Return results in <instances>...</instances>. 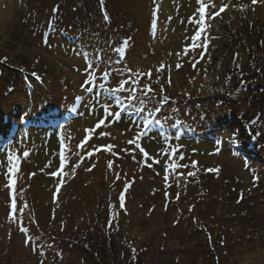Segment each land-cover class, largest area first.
Instances as JSON below:
<instances>
[{"label":"rangeland","instance_id":"374dc122","mask_svg":"<svg viewBox=\"0 0 264 264\" xmlns=\"http://www.w3.org/2000/svg\"><path fill=\"white\" fill-rule=\"evenodd\" d=\"M95 1L107 3L105 23ZM76 2L0 0V138L9 139L0 149V264H264V158L259 164L249 157L251 173L232 142L264 145V136L252 142L232 125L234 112L242 113L249 137L264 131V2L205 0L206 50H191L197 0ZM84 4L86 16L79 17ZM70 15L87 28L64 27ZM137 72L155 97L144 115L162 121L173 137L165 141L153 128L139 149L129 143L138 128L123 110L128 93L116 94L123 101L117 105L110 91ZM89 78L91 92L81 87ZM136 95L138 105L142 93ZM162 95L169 99L161 106ZM104 105L121 111V119L97 128ZM61 138L64 176L56 177ZM168 144L176 148L172 155L164 154ZM8 155L16 164L12 188ZM173 158L176 168L166 171ZM230 172L238 177L237 194L213 202L212 193L225 195ZM205 186L209 203L201 200ZM103 236L119 246L115 257L83 252Z\"/></svg>","mask_w":264,"mask_h":264},{"label":"snow or ice","instance_id":"6c2138e0","mask_svg":"<svg viewBox=\"0 0 264 264\" xmlns=\"http://www.w3.org/2000/svg\"><path fill=\"white\" fill-rule=\"evenodd\" d=\"M261 2H264V0H261ZM198 3V9H197V13H198V18L195 19L193 22L196 23L198 25V30L194 33V35L191 37V50H195L198 46L203 47L205 50L207 49V39L202 40V34L205 32V24H206V20H205V16H206V8L209 7V5H207L205 3V0H197ZM257 3V0H252V4L255 5ZM224 9L221 8L220 11H223ZM209 17H213L215 15H219V13H208ZM190 49L186 46L184 49L185 54L188 53ZM204 53H201V58H203ZM198 63V61H197ZM238 66V65H237ZM161 66V70H162ZM177 67L179 68L180 65H177ZM193 67H195V65H193ZM107 75V73H105V76ZM145 75H148L149 78L151 77V73H147ZM141 77V73L137 72L135 74H129V78L128 79H124L121 80L119 83V86L116 88H112L110 89V91L113 93V96L115 97V102L117 103V105L123 103V101L121 100V98L116 95L120 92H127L128 96L126 97L128 104L126 105V107L123 109L124 111H126L128 113V119L132 121L133 124L137 125V133L136 136L133 138L132 141H129V143L135 144L136 148H141V145L139 143V141L141 139H143L145 136H148L149 133L153 130V128H157L158 130H160V134L162 136V138L165 141H170L173 137L171 136V134H165L164 131L162 130V121H160L159 119H150L149 116H151V113H149L147 116L144 115L145 112V105L151 101L152 99H154V96H149V93L152 92V89L148 86V85H144L143 87L140 86L139 80ZM94 83V80L92 78H89L88 80H86L82 85V89H84L85 91H89L91 92L93 89L91 88V85ZM125 85H128L129 87H125ZM101 87H104L103 84L100 85ZM106 91H108L109 89H105ZM137 92H141L142 96L138 99V105L134 104L133 101L137 100ZM161 92H163V87H161ZM145 97H147V99H145ZM99 97H97L98 99ZM168 97L167 96H161L159 99V104L162 106L165 103H167L168 101ZM110 105H104V118L100 119L98 121V123L96 124V127L99 128L100 126L104 125L105 122L107 120H109V118H111V121H119L121 119V111H116V112H111L110 110ZM94 109L90 108V112L93 111ZM156 111L159 112L160 108L157 107ZM87 132H91L92 130H86ZM176 139H179V134H177V136L175 137ZM86 141H87V137L84 141L81 142V144L78 146V148L80 150L85 149L86 146ZM110 147V146H109ZM178 147V146H177ZM167 149L165 151V155H172L175 151L176 148H173V146L171 144L167 145ZM95 150V148L93 149ZM142 150V149H141ZM25 156L28 155L27 152L24 153ZM90 155V153H89ZM146 155V154H145ZM183 154L181 153L179 159H183ZM15 159V157L13 155H8L7 157V161H8V165L9 167L7 168V172L6 175H8L10 177V179H8L7 181V186L9 188H12L13 186L16 185V164L13 162ZM59 159H60V170L52 173L53 176L56 177H63L64 176V161H65V152H64V144H63V139L61 138L60 141V152H59ZM81 159H83V157H81ZM157 163H159V161H156ZM95 165H93L94 167ZM176 162H175V158H173L172 160L168 161L167 163H165L164 167L165 170L168 171L170 169H174L176 168ZM112 165L111 163L109 164V168H111ZM183 167H189L188 165H183ZM191 167H195V162L193 161ZM88 171H91V169H87ZM208 171H212L211 169ZM218 171V170H217ZM189 176L193 175L192 171L188 172ZM168 179V176H165V180ZM63 185V180L61 179L60 184H58L57 187V191H59V187H61ZM179 194H177V198H178ZM166 198H167V194H166ZM120 201L123 202L125 197L124 195H121L119 197ZM26 207V206H25ZM11 208L13 211L16 210L17 205L15 200L12 201V205ZM22 211V209H21ZM191 211V209H190ZM23 232L27 233L28 229L23 228L22 229ZM209 239H211V237H209ZM221 243H223V241H221ZM41 264H43V261H41Z\"/></svg>","mask_w":264,"mask_h":264},{"label":"trees","instance_id":"16d2710c","mask_svg":"<svg viewBox=\"0 0 264 264\" xmlns=\"http://www.w3.org/2000/svg\"><path fill=\"white\" fill-rule=\"evenodd\" d=\"M240 42V41H239ZM253 47V46H252ZM250 56V55H249ZM236 93H238V92H232V95H237ZM229 107V106H228ZM234 106H232V108H233ZM235 109L236 110H238L236 107H235ZM234 112V111H233ZM234 114L236 115V117L235 118H233V120H232V125L233 126H237V127H240V132H243V134H244V136L246 137V139L247 140H251L252 142H259L260 141V135H262V136H264V131H261L260 133H258L257 134V136H246L245 134H246V130H244L243 129V126H245V123H243V116H242V113H239L238 115H237V113H235L234 112ZM222 116H223V118H226L227 117V115L225 114V112L222 114ZM241 116V121L238 123V124H235L236 123V119L238 118V117H240ZM229 121V120H228ZM242 123H243V125H242ZM223 126H226V124H224ZM260 134V135H259ZM239 151L241 152V154H245V155H247V156H250V158H252V159H254V158H257V157H262V158H264V145H259V144H252L251 146H249V147H242L241 149H239ZM258 159V158H257ZM259 164H260V162H261V159H258V161H257ZM235 175H231V176H229V179H228V181H230V183H229V185H227L228 184V182H226V183H222V190L224 189L225 190V195H224V193L222 192V191H219L221 194L219 195V197H218V193H212L211 194V196H213L214 197V199H213V202H218V200L220 199L221 201H223V202H226L227 203V201H229V197H232V196H235L236 194H237V184L236 185H234L233 183H234V181H235V177H234ZM205 185H207V184H205ZM205 187H207L206 188V195H205V197H204V195L203 196H201V197H203L201 200L202 201H205L206 203H209L208 202V200H207V197H208V195H210V191H209V187L208 186H205ZM226 187H230V189H228V188H226ZM220 190V189H219ZM250 195H252V192H250ZM247 195H245L244 197H245V201H249L248 199H247V197H246ZM243 197V198H244ZM234 199V198H233ZM236 201H237V196H236V199H235ZM237 203V202H236ZM242 203H244V200H240L237 204L240 206ZM202 204H203V202H202ZM238 205H236V206H238ZM205 214V213H204ZM216 215H218V214H216ZM248 217V216H251L252 217V219H253V214L252 215H248V214H246V213H244V217ZM205 218H211V217H213V214H211V216H209V215H206V216H204ZM243 220H245V218L243 219ZM94 222V221H93ZM91 229H93V226L92 227H90ZM258 228H260V227H258ZM90 234V233H89ZM88 235H86V236H82V237H87ZM102 244H97V242L95 241V242H92V243H90L89 242V244L87 243V244H85V245H83V252L85 253V252H89V251H91V252H93L94 253V255H95V260H100L99 258H104V256H101L102 255V253L105 251L106 253H108L109 254V257L108 258H111V257H115V255L117 254V251L119 252V249L118 250H116L115 248L116 247H119V246H117L115 243L114 244H112V239H111V237L110 236H108V237H105V236H103L102 237ZM200 241H201V243H205V241H207V236L204 234V233H201V235H200ZM206 244V243H205ZM204 244V245H205ZM215 244V243H214ZM229 246H230V244H228ZM208 246H205L204 248H203V250L204 249H206ZM200 250V249H199ZM199 250H194L193 251V253H196V254H198V252H199ZM226 252H229V250H226ZM227 254V253H226ZM99 256V257H98ZM1 260H4V259H1ZM5 261V260H4Z\"/></svg>","mask_w":264,"mask_h":264}]
</instances>
